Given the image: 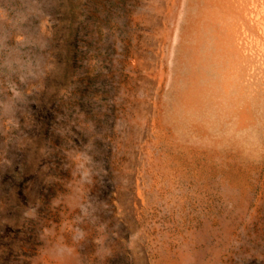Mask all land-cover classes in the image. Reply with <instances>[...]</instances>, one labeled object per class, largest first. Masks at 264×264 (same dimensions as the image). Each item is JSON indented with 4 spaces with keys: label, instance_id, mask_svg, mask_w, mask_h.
<instances>
[{
    "label": "rangeland",
    "instance_id": "obj_1",
    "mask_svg": "<svg viewBox=\"0 0 264 264\" xmlns=\"http://www.w3.org/2000/svg\"><path fill=\"white\" fill-rule=\"evenodd\" d=\"M150 1L0 0V264H264V109L154 119Z\"/></svg>",
    "mask_w": 264,
    "mask_h": 264
},
{
    "label": "bare ground",
    "instance_id": "obj_2",
    "mask_svg": "<svg viewBox=\"0 0 264 264\" xmlns=\"http://www.w3.org/2000/svg\"><path fill=\"white\" fill-rule=\"evenodd\" d=\"M150 2L153 118L158 111L170 124L247 128L264 109V0Z\"/></svg>",
    "mask_w": 264,
    "mask_h": 264
}]
</instances>
